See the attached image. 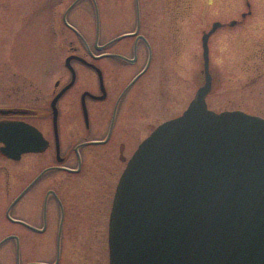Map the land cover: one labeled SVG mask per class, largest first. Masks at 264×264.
I'll list each match as a JSON object with an SVG mask.
<instances>
[{"label": "flooded vegetation", "instance_id": "flooded-vegetation-1", "mask_svg": "<svg viewBox=\"0 0 264 264\" xmlns=\"http://www.w3.org/2000/svg\"><path fill=\"white\" fill-rule=\"evenodd\" d=\"M247 8L243 21L209 37L207 101L217 32L264 19ZM200 15L199 66L189 73L198 88L202 37L220 20L205 12L203 24ZM187 17L186 0H0V264H73L76 256L89 264L100 237L109 258L125 168L196 94L187 99ZM256 72L264 76V49ZM12 135L35 150L11 149Z\"/></svg>", "mask_w": 264, "mask_h": 264}, {"label": "water", "instance_id": "water-1", "mask_svg": "<svg viewBox=\"0 0 264 264\" xmlns=\"http://www.w3.org/2000/svg\"><path fill=\"white\" fill-rule=\"evenodd\" d=\"M237 23L215 21L204 33V83L124 170L110 217V264H264V117L216 112L206 100L209 37ZM26 131L38 140L34 128ZM7 142L36 148H20L14 135Z\"/></svg>", "mask_w": 264, "mask_h": 264}, {"label": "rangeland", "instance_id": "rangeland-1", "mask_svg": "<svg viewBox=\"0 0 264 264\" xmlns=\"http://www.w3.org/2000/svg\"><path fill=\"white\" fill-rule=\"evenodd\" d=\"M210 1L186 0L188 32L191 27L189 23L193 22L192 35L191 39L187 41L185 55L188 73L186 82L188 100L194 96L198 88L189 73L194 72L195 68L199 66V61L194 53L201 48L198 27L200 13H202L203 24L205 23V12L209 14L206 16V20H209L210 17L229 21L232 19L241 20L242 12L248 11L247 1H249L251 10L255 12L254 17H257V20L259 17H264V0H212L211 3ZM59 2L61 4V0ZM253 20H255L253 17L248 18L244 24L221 29L215 36L217 38L214 40L216 50L215 90L208 97V105L216 112L243 110L264 117V76L259 77V73H255L264 49V19L261 18L256 23H252ZM187 36H190L189 33ZM42 68H46L45 62H43ZM255 78L256 81L253 82ZM99 240L100 248L94 244L93 248H95L90 250L89 264H108V251H102L103 246L107 245L106 238L100 237ZM90 243H94L93 238L92 240L90 238ZM71 260L73 264H84L82 259H77V256Z\"/></svg>", "mask_w": 264, "mask_h": 264}]
</instances>
